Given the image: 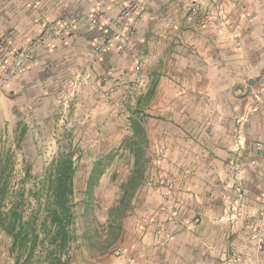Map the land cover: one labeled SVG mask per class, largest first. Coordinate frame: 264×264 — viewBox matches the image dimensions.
<instances>
[{
    "label": "crops",
    "instance_id": "0c3cea01",
    "mask_svg": "<svg viewBox=\"0 0 264 264\" xmlns=\"http://www.w3.org/2000/svg\"><path fill=\"white\" fill-rule=\"evenodd\" d=\"M140 1L144 10L132 33L125 23L122 42L124 31L90 18L104 11L116 21L124 0H0L7 49L25 47L50 23L74 22L65 41L37 45L32 65L0 87V123L20 131L22 117L53 112L85 123L75 133L94 137L125 105L128 130L102 179L122 175L127 195L121 189L114 206L126 202V210L115 238L89 248L90 264H264V250L255 249L264 231L257 214L264 156L255 150L264 143V0ZM158 172L176 175L183 189H148L147 177Z\"/></svg>",
    "mask_w": 264,
    "mask_h": 264
},
{
    "label": "rangeland",
    "instance_id": "374dc122",
    "mask_svg": "<svg viewBox=\"0 0 264 264\" xmlns=\"http://www.w3.org/2000/svg\"><path fill=\"white\" fill-rule=\"evenodd\" d=\"M131 100V99H130ZM129 100V101H130ZM125 105L118 108L114 113L110 130L98 133L96 136L82 135L85 123L73 122L67 116L60 114H49L47 117L37 116L22 117L19 125L22 132V139L17 146L20 131H13L4 128V122L0 123V156L9 153L13 156L14 173L10 181V189L17 188V183L21 177V169L25 162L32 166L31 173L34 177H39L44 168L51 162L53 157L60 150L70 149L75 160V173L73 178V201L75 203V240L69 248L73 264H90L87 261L89 248L96 245L97 249L112 241L118 224L116 221L121 218L126 210V202L121 206H114L121 195L120 181L123 180L120 173L112 175L108 180L100 179L94 187L91 197L93 199V212L85 214L86 182L89 172L96 160H106L112 158L106 170L114 167V158L118 156L119 147L124 141ZM76 125H75V124ZM128 127V126H127ZM4 128V129H3ZM82 131L76 132L75 131ZM120 162L121 157L116 158ZM107 171H105L106 174ZM102 180V181H101ZM30 180L26 182L30 187ZM111 245V243H110ZM10 240L0 233V264H13L9 255Z\"/></svg>",
    "mask_w": 264,
    "mask_h": 264
},
{
    "label": "trees",
    "instance_id": "16d2710c",
    "mask_svg": "<svg viewBox=\"0 0 264 264\" xmlns=\"http://www.w3.org/2000/svg\"><path fill=\"white\" fill-rule=\"evenodd\" d=\"M131 129L136 135L141 132L134 121ZM21 139L22 132L17 146ZM126 145L130 152L136 147L134 141ZM73 156L69 148L58 151L39 177L32 175V166L24 159L21 177L14 190L10 189L13 156L9 153L0 156V233L10 240L8 251L13 264H71L69 248L75 240ZM134 156L139 157L137 151ZM111 160L109 157L96 160L89 172L84 201L86 215L93 212L92 191ZM135 174L140 178L139 170ZM29 180L31 183L27 188ZM125 188L121 187L124 197L127 195Z\"/></svg>",
    "mask_w": 264,
    "mask_h": 264
},
{
    "label": "built area",
    "instance_id": "2783aa9c",
    "mask_svg": "<svg viewBox=\"0 0 264 264\" xmlns=\"http://www.w3.org/2000/svg\"><path fill=\"white\" fill-rule=\"evenodd\" d=\"M232 0H216L215 6L221 7ZM144 10V5L140 0H124L119 16L116 21H109L110 19L105 17L104 11H98L90 18V24L92 26H103L106 23L111 22L112 25L116 26L120 32L124 31V38L122 42L126 41V28L125 23H131V29H127V33H132L137 25V19L141 16ZM198 4L194 3L191 6L190 12L196 14L198 12ZM210 13L208 10L203 11V14L200 19V24L203 25L205 21L209 18ZM101 19H104L102 21ZM74 29V22L71 20L61 19L54 23L46 25L43 30L39 33L37 37L29 41L25 47L22 48H13L9 45L8 49L4 45H8L7 41H0V87L5 83L12 80L14 77H17L22 72L27 70L33 63V49L39 45L46 43L49 40L55 39L59 41H65L72 30ZM107 48L106 42L103 40L101 45H99L96 50L99 52L105 51ZM134 83L138 87H142L141 79L136 78ZM110 92H112L110 90ZM255 150L257 153L264 156V143H257L255 145ZM164 150L160 147H157L153 154V159L156 163L160 162L163 158ZM145 186L148 189L154 190H163L166 194L171 195L174 191L180 192L183 189V183L179 181V178L176 175L170 177L163 175L162 173L151 174L147 177ZM258 217L259 222L264 220V191L261 194L259 201ZM256 243L255 249L257 251L264 250V231H260L255 235ZM112 254L114 256H120L121 252L119 249H113Z\"/></svg>",
    "mask_w": 264,
    "mask_h": 264
}]
</instances>
